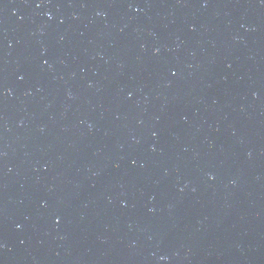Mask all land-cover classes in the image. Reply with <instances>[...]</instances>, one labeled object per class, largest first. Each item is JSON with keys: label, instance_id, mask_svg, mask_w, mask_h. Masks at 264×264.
I'll return each mask as SVG.
<instances>
[{"label": "water", "instance_id": "1", "mask_svg": "<svg viewBox=\"0 0 264 264\" xmlns=\"http://www.w3.org/2000/svg\"><path fill=\"white\" fill-rule=\"evenodd\" d=\"M0 264H264V0H0Z\"/></svg>", "mask_w": 264, "mask_h": 264}]
</instances>
